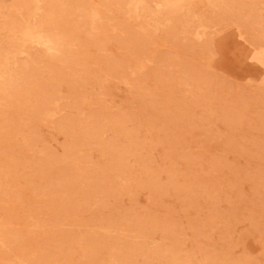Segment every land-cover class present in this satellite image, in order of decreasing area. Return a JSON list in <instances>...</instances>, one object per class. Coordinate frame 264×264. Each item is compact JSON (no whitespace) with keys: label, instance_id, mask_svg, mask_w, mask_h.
<instances>
[{"label":"rangeland","instance_id":"rangeland-1","mask_svg":"<svg viewBox=\"0 0 264 264\" xmlns=\"http://www.w3.org/2000/svg\"><path fill=\"white\" fill-rule=\"evenodd\" d=\"M0 264H264V0H0Z\"/></svg>","mask_w":264,"mask_h":264},{"label":"bare ground","instance_id":"bare-ground-1","mask_svg":"<svg viewBox=\"0 0 264 264\" xmlns=\"http://www.w3.org/2000/svg\"><path fill=\"white\" fill-rule=\"evenodd\" d=\"M36 31V30H35Z\"/></svg>","mask_w":264,"mask_h":264}]
</instances>
